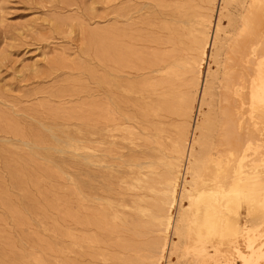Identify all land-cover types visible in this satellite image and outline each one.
Segmentation results:
<instances>
[{"label": "rangeland", "instance_id": "1", "mask_svg": "<svg viewBox=\"0 0 264 264\" xmlns=\"http://www.w3.org/2000/svg\"><path fill=\"white\" fill-rule=\"evenodd\" d=\"M145 3L0 0V264H121V220H133L140 199L130 165L152 154L142 117V84L151 75L144 60L173 51L168 29L176 20L168 23V16L177 9L211 22L215 45L204 58L201 86L212 88L196 102L175 79L176 104L164 127L173 132L177 109L186 113L191 105L190 141L199 136L196 127L215 126L226 36L245 0H216L209 11L201 0ZM103 44L111 47L108 59ZM119 47L133 54L139 71L115 63ZM247 225L257 231L260 222ZM200 249L189 245L162 264H191ZM133 256L142 264L139 248Z\"/></svg>", "mask_w": 264, "mask_h": 264}, {"label": "bare ground", "instance_id": "2", "mask_svg": "<svg viewBox=\"0 0 264 264\" xmlns=\"http://www.w3.org/2000/svg\"><path fill=\"white\" fill-rule=\"evenodd\" d=\"M145 1L149 6L164 7L167 1L180 0ZM201 1L209 11L216 0ZM177 10L168 16V23L176 20L168 29L173 51L144 60L151 69L148 81H144L147 85L141 83L146 92L144 142L152 154L144 159L136 157L130 165L140 199L133 220H121L120 262L136 264L133 253L139 248L142 264H162L165 255L180 258L187 246L200 244V253L191 264H207L215 257L222 258L224 264H264V0H245L238 20L229 24L217 77L216 124L213 127L206 122L196 127L199 136L192 141V105L182 115L177 109L173 132L164 122L175 103V79L184 85L192 101L200 98L204 103L210 96L212 84L205 81L201 86V69L215 37L206 14L199 20ZM218 27L221 29L220 24ZM110 50L109 44H103L105 59ZM118 50L115 63L138 70L133 54L126 53L124 47ZM112 125L108 123L104 130ZM91 156L87 155L88 162ZM184 165L186 174L178 193V175ZM251 222H260L257 231L247 225ZM137 241L144 242L138 246Z\"/></svg>", "mask_w": 264, "mask_h": 264}]
</instances>
